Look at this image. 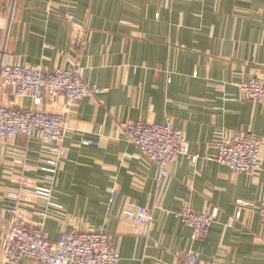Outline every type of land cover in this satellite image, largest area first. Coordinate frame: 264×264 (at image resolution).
<instances>
[{
  "label": "crops",
  "instance_id": "obj_1",
  "mask_svg": "<svg viewBox=\"0 0 264 264\" xmlns=\"http://www.w3.org/2000/svg\"><path fill=\"white\" fill-rule=\"evenodd\" d=\"M1 62L62 67L101 91L69 110L62 157L38 134L0 139L1 222L16 207L51 242L72 231L107 234L119 264H179L188 252L207 264H264V104L238 87L264 79V0H0ZM0 105L65 112L62 98L36 107L9 90H0ZM135 122L171 124L190 157L161 178L122 136L120 124ZM242 134L262 142L253 176L211 161L219 138ZM17 159L30 167L19 202L6 198L20 190ZM37 189L50 191L52 205ZM185 205L217 209L203 238L176 217ZM139 208L151 213L148 228L135 223ZM4 237L0 229V260Z\"/></svg>",
  "mask_w": 264,
  "mask_h": 264
},
{
  "label": "built area",
  "instance_id": "obj_2",
  "mask_svg": "<svg viewBox=\"0 0 264 264\" xmlns=\"http://www.w3.org/2000/svg\"><path fill=\"white\" fill-rule=\"evenodd\" d=\"M72 20L73 16H66ZM239 89L246 100L264 104V79L254 78L239 84ZM0 90L10 91L13 98H30L36 107L44 100H64V113H49L40 109L19 110L0 105V139L3 141L22 135L30 137L38 134L49 144L48 151L53 156L62 157L67 153L64 139L69 127V110L80 100L95 96L101 91L87 86L80 75L62 67L52 69L42 66L25 68L8 63L0 64ZM122 136L133 144L155 166L161 178L168 176V169L180 156L189 158L188 144L182 132L171 124L122 123ZM83 146H97L96 142L82 140ZM216 155L211 161L227 167L233 174L253 176L259 166L262 152L260 139L242 134L232 139L221 137L216 143ZM20 167L17 183L20 190L8 193L6 198L19 202L22 191L29 186L25 174L30 170L23 159L14 162ZM52 166L56 161H49ZM37 198L49 201L50 191L37 189ZM239 205L246 206L244 202ZM11 214L9 224L0 221V229L5 231L0 264H14L20 260H30L41 264H119L120 257L110 244L107 234L101 232H67L61 234L56 242H51L41 223L29 224L18 208L6 209ZM217 209L210 213H196L188 206H183L176 217L191 230L192 238H203L214 223ZM258 215L264 224V201L259 205ZM240 210L235 218H239ZM138 226L149 227L151 213L139 208L134 214ZM179 264H207L199 260L196 254L186 253Z\"/></svg>",
  "mask_w": 264,
  "mask_h": 264
}]
</instances>
